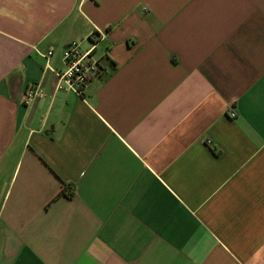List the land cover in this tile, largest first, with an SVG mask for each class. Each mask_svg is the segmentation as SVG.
<instances>
[{
    "label": "crops",
    "instance_id": "1",
    "mask_svg": "<svg viewBox=\"0 0 264 264\" xmlns=\"http://www.w3.org/2000/svg\"><path fill=\"white\" fill-rule=\"evenodd\" d=\"M0 264H264V0H0Z\"/></svg>",
    "mask_w": 264,
    "mask_h": 264
},
{
    "label": "built area",
    "instance_id": "2",
    "mask_svg": "<svg viewBox=\"0 0 264 264\" xmlns=\"http://www.w3.org/2000/svg\"><path fill=\"white\" fill-rule=\"evenodd\" d=\"M93 36L90 38L89 47L84 48L77 41H72L66 46L63 51V61L66 67L55 71L58 76L57 89L82 95L87 84L103 73L104 66L96 52L105 33L94 32ZM48 54L51 55L52 52ZM26 95L27 99H33L34 97H45L46 92L39 85L34 84L28 87ZM230 114L231 117L236 116L234 112Z\"/></svg>",
    "mask_w": 264,
    "mask_h": 264
},
{
    "label": "trees",
    "instance_id": "3",
    "mask_svg": "<svg viewBox=\"0 0 264 264\" xmlns=\"http://www.w3.org/2000/svg\"><path fill=\"white\" fill-rule=\"evenodd\" d=\"M64 188H63V190L61 191V194H65V195H67V196H71L73 193H72V187H71V185L70 184H65L64 183Z\"/></svg>",
    "mask_w": 264,
    "mask_h": 264
}]
</instances>
